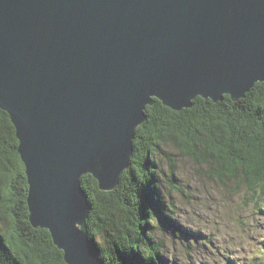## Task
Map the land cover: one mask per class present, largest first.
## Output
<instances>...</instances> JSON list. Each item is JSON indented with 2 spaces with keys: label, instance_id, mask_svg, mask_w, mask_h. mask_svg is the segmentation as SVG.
Wrapping results in <instances>:
<instances>
[{
  "label": "water",
  "instance_id": "obj_1",
  "mask_svg": "<svg viewBox=\"0 0 264 264\" xmlns=\"http://www.w3.org/2000/svg\"><path fill=\"white\" fill-rule=\"evenodd\" d=\"M264 82V0H0V108L29 219L67 264H107L81 178L117 187L146 108L244 97Z\"/></svg>",
  "mask_w": 264,
  "mask_h": 264
},
{
  "label": "trees",
  "instance_id": "obj_2",
  "mask_svg": "<svg viewBox=\"0 0 264 264\" xmlns=\"http://www.w3.org/2000/svg\"><path fill=\"white\" fill-rule=\"evenodd\" d=\"M146 114L130 166L115 189L101 190L91 174L81 178L91 204L88 232L107 264H177L167 256L168 239L200 237L183 228L167 204L172 191L187 196L167 145L207 168L233 195L245 189L249 204L259 210L264 205V82L238 100L229 94L219 102L198 96L180 111L156 100ZM18 144L11 117L0 108V264H67L50 231L29 219L28 176ZM157 157L166 158L168 173ZM259 253L251 264H264V245Z\"/></svg>",
  "mask_w": 264,
  "mask_h": 264
},
{
  "label": "rangeland",
  "instance_id": "obj_3",
  "mask_svg": "<svg viewBox=\"0 0 264 264\" xmlns=\"http://www.w3.org/2000/svg\"><path fill=\"white\" fill-rule=\"evenodd\" d=\"M165 150L177 160L178 182L187 194L172 191L167 204L174 206V218L183 228L200 234L197 240L169 238L167 256L177 264H227L232 260L234 264H251L264 245V205L259 210L249 204L245 189L233 195L211 179L207 168H200L174 146L167 145ZM156 160L168 173L166 158Z\"/></svg>",
  "mask_w": 264,
  "mask_h": 264
}]
</instances>
